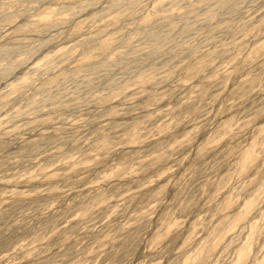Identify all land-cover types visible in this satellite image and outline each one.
Instances as JSON below:
<instances>
[{"label":"rangeland","instance_id":"374dc122","mask_svg":"<svg viewBox=\"0 0 264 264\" xmlns=\"http://www.w3.org/2000/svg\"><path fill=\"white\" fill-rule=\"evenodd\" d=\"M0 264H264V0H0Z\"/></svg>","mask_w":264,"mask_h":264}]
</instances>
